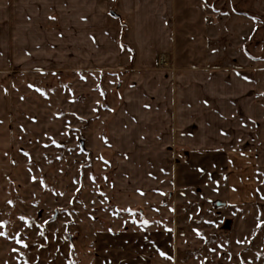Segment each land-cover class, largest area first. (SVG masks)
<instances>
[{
    "label": "rangeland",
    "instance_id": "374dc122",
    "mask_svg": "<svg viewBox=\"0 0 264 264\" xmlns=\"http://www.w3.org/2000/svg\"><path fill=\"white\" fill-rule=\"evenodd\" d=\"M204 1L216 64L256 73L255 141L229 157L172 159V186H118L117 79L0 71V264H264V0Z\"/></svg>",
    "mask_w": 264,
    "mask_h": 264
},
{
    "label": "crops",
    "instance_id": "0c3cea01",
    "mask_svg": "<svg viewBox=\"0 0 264 264\" xmlns=\"http://www.w3.org/2000/svg\"><path fill=\"white\" fill-rule=\"evenodd\" d=\"M215 19L204 0H0V71L117 79L109 141L118 186L133 178L137 191L156 188L138 180L165 176L172 186V159L238 155L256 139V73L231 60L216 64Z\"/></svg>",
    "mask_w": 264,
    "mask_h": 264
},
{
    "label": "trees",
    "instance_id": "16d2710c",
    "mask_svg": "<svg viewBox=\"0 0 264 264\" xmlns=\"http://www.w3.org/2000/svg\"><path fill=\"white\" fill-rule=\"evenodd\" d=\"M122 45L123 47L127 46V43H125L124 41H122Z\"/></svg>",
    "mask_w": 264,
    "mask_h": 264
},
{
    "label": "snow or ice",
    "instance_id": "6c2138e0",
    "mask_svg": "<svg viewBox=\"0 0 264 264\" xmlns=\"http://www.w3.org/2000/svg\"><path fill=\"white\" fill-rule=\"evenodd\" d=\"M144 223H147V221H145ZM261 223H264V221H261ZM162 255H166V253H161Z\"/></svg>",
    "mask_w": 264,
    "mask_h": 264
}]
</instances>
